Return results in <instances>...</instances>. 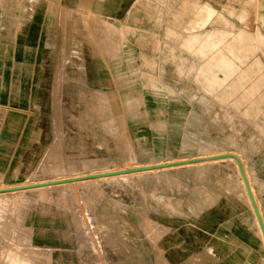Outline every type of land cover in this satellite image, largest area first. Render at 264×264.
<instances>
[{
	"label": "rangeland",
	"instance_id": "374dc122",
	"mask_svg": "<svg viewBox=\"0 0 264 264\" xmlns=\"http://www.w3.org/2000/svg\"><path fill=\"white\" fill-rule=\"evenodd\" d=\"M135 16L155 69L22 113L36 135L0 136V187L234 152L264 222V0H136ZM240 176L222 158L1 192L0 264H264Z\"/></svg>",
	"mask_w": 264,
	"mask_h": 264
},
{
	"label": "crops",
	"instance_id": "0c3cea01",
	"mask_svg": "<svg viewBox=\"0 0 264 264\" xmlns=\"http://www.w3.org/2000/svg\"><path fill=\"white\" fill-rule=\"evenodd\" d=\"M135 8L136 0H0V136L36 135L20 129L22 113L49 114L83 88H110L115 74L155 69L156 33Z\"/></svg>",
	"mask_w": 264,
	"mask_h": 264
},
{
	"label": "water",
	"instance_id": "95a60500",
	"mask_svg": "<svg viewBox=\"0 0 264 264\" xmlns=\"http://www.w3.org/2000/svg\"><path fill=\"white\" fill-rule=\"evenodd\" d=\"M229 157L233 158L237 163V166H238L240 175L242 177L245 189H246L247 194L249 196V199H250L251 205L253 207L255 216L258 220L259 226L261 228V231H262V234L264 237V222H263L261 213L259 211L255 197H254L253 192L251 190V187H250L249 181L247 179V176H246L243 164L241 162V159L239 158V156L237 154H235L233 152H222V153L212 154V155L198 157V158H189V159H181V160H176V161H167V162H159V163H154V164H145V165H141V166L120 168V169L108 170V171H104V172L89 173V174H84V175H80V176H73V177H69V178L38 181V182L30 183V184H23L20 186H9V187L0 188V193L6 192V191L19 190V189H26V188H33V187H40V186L66 183V182H71V181H75V180L87 179V178H98V177H102V176H113V175H118V174H122V173L134 172V171L157 169V168H161V167L180 165V164H185V163H189V162L207 161V160L229 158Z\"/></svg>",
	"mask_w": 264,
	"mask_h": 264
},
{
	"label": "bare ground",
	"instance_id": "6f19581e",
	"mask_svg": "<svg viewBox=\"0 0 264 264\" xmlns=\"http://www.w3.org/2000/svg\"><path fill=\"white\" fill-rule=\"evenodd\" d=\"M204 153H206V152H204ZM220 153H222V152H220ZM234 153V152H233ZM202 154V153H201ZM212 154H218V152L217 153H208V154H206V155H203V156H208V155H212ZM236 154V153H235ZM230 159H233V158H231V157H229ZM240 158V157H239ZM222 159V158H221ZM216 160V159H215ZM217 160H219V159H217ZM225 160V159H224ZM227 160V159H226ZM200 162V161H199ZM202 162V161H201ZM235 163H236V161H235ZM186 164V163H185ZM237 164V163H236ZM174 166H176V165H174ZM123 174V173H122ZM73 177V176H72ZM241 177V176H240ZM67 178H69V177H67ZM61 179V178H60ZM39 181H45V180H39ZM241 181L243 182V180H242V177H241ZM34 182H38V181H34ZM75 182V181H74ZM30 183H33V182H28V183H20V184H15V185H10L9 184V186H20V185H23V184H30ZM73 183V182H72ZM64 184V183H63ZM71 184V183H70ZM58 185V184H57ZM243 185H244V183H243ZM9 186H7V187H9ZM51 185H49V186H47V187H50ZM0 188H4V187H0ZM40 188H42V187H40ZM243 188H245V186L243 187ZM38 189V188H37ZM244 190H246V189H244ZM14 191V190H13ZM16 191V190H15ZM18 191H21L20 189L18 190ZM25 191V190H24ZM17 192V191H16ZM4 193V192H3ZM7 193H9V192H7ZM6 193V194H7ZM5 194V193H4ZM5 198H7V197H5ZM249 198V197H248ZM250 200V199H249ZM1 201V200H0ZM5 203V202H4ZM13 203V202H12ZM6 204V206H7V203H5ZM4 204V205H5ZM9 205V204H8ZM15 205V204H14ZM12 206V205H11ZM9 207V206H8ZM251 207V206H250ZM1 208V207H0ZM3 208H4V206H3ZM2 208V209H3ZM6 209V208H5ZM16 209V208H15ZM252 209H253V207H252ZM13 210V209H12ZM1 211V210H0ZM6 211V210H5ZM7 212H9V211H7ZM253 212H254V210H253ZM15 215V214H14ZM254 215H255V213H254ZM21 216V215H20ZM2 217V216H1ZM256 217V216H255ZM257 219V218H256ZM7 222V221H6ZM257 222H258V220H257ZM259 224V223H258ZM154 226V225H153ZM7 227H9V226H7ZM260 227V226H259ZM17 228V227H16ZM15 228V230H17ZM9 229V228H8ZM260 230H261V228H260ZM9 231H10V229H9ZM2 232V231H1ZM11 232V231H10ZM151 233V232H150ZM261 233H262V231H261ZM9 234V233H8ZM4 236V235H3ZM262 236H263V234H262ZM12 237V236H11ZM263 239H264V237H263ZM15 240V239H14ZM4 241V240H3ZM16 241V240H15ZM5 242V241H4ZM12 242V241H11ZM8 243V242H7ZM3 244H5V243H3ZM6 245V244H5ZM4 245V246H5ZM18 245H19V243H18ZM15 246V245H14ZM7 247V246H6ZM10 247V246H9ZM20 247V246H19ZM22 247V246H21ZM4 248V247H3ZM29 248V247H28ZM3 250V249H2ZM4 251H6V250H4ZM13 252V251H12ZM9 253V252H8ZM10 254V253H9ZM16 256V255H15ZM6 257V256H5ZM12 257V256H11ZM14 257V256H13ZM15 258H17V257H15ZM14 258V262H15V264L16 263H18L19 261H20V259H19V261L18 262H16V259ZM18 260V259H17ZM32 260V259H31ZM48 260V259H47ZM51 260V259H50ZM9 261V260H8ZM11 261V260H10ZM13 261V260H12ZM11 261V262H12ZM23 261H25V259L23 260ZM27 262V261H26ZM25 262V263H26ZM8 263H10V262H8ZM21 263H23V262H20V264ZM14 264V263H13ZM19 264V263H18ZM32 264V263H31Z\"/></svg>",
	"mask_w": 264,
	"mask_h": 264
}]
</instances>
